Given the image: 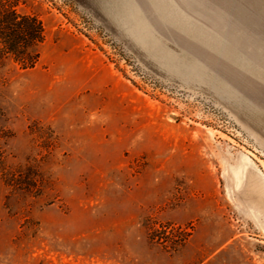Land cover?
I'll list each match as a JSON object with an SVG mask.
<instances>
[{"label":"rangeland","instance_id":"obj_1","mask_svg":"<svg viewBox=\"0 0 264 264\" xmlns=\"http://www.w3.org/2000/svg\"><path fill=\"white\" fill-rule=\"evenodd\" d=\"M21 6L46 41L0 63V264H264V0Z\"/></svg>","mask_w":264,"mask_h":264},{"label":"trees","instance_id":"obj_2","mask_svg":"<svg viewBox=\"0 0 264 264\" xmlns=\"http://www.w3.org/2000/svg\"><path fill=\"white\" fill-rule=\"evenodd\" d=\"M45 41L42 21L25 11L21 0H0V63L11 61L21 70L32 69L41 60Z\"/></svg>","mask_w":264,"mask_h":264},{"label":"bare ground","instance_id":"obj_3","mask_svg":"<svg viewBox=\"0 0 264 264\" xmlns=\"http://www.w3.org/2000/svg\"><path fill=\"white\" fill-rule=\"evenodd\" d=\"M251 163V160L249 158H244L243 159V166L234 169L233 171V180L234 183L236 185V188L239 189L242 186V177L244 175V170L248 169V165ZM264 191V181L263 180H259L258 182H256L253 186V191Z\"/></svg>","mask_w":264,"mask_h":264}]
</instances>
